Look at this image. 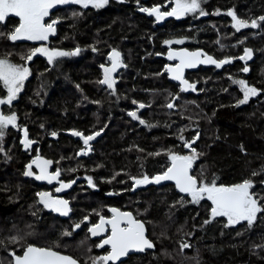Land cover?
<instances>
[{
  "label": "trees",
  "instance_id": "trees-1",
  "mask_svg": "<svg viewBox=\"0 0 264 264\" xmlns=\"http://www.w3.org/2000/svg\"><path fill=\"white\" fill-rule=\"evenodd\" d=\"M173 2L110 0L100 8H56L48 18L58 21L56 35L46 45L80 52L53 63L40 55L22 59L35 44L7 38L19 18L0 23V33H5L0 35V58L26 66L30 74L22 93L4 111L15 114L18 125L3 130L0 138V264H11L13 253L22 255L29 245L48 244L59 245L55 251L83 264L79 255L84 248L73 246L89 239L88 227L96 219L87 213L105 216L113 206L142 221L155 244L154 251L132 255L121 264H264V212L251 226H230L226 217H212L211 201L194 203L173 185L132 192L133 178L162 175L171 165V154L192 156L195 149L199 155L193 175L198 182L233 186L250 180L264 205V35L246 44L252 52L248 61L239 59L243 46L230 52L217 47L220 32L223 43L233 42L229 11L249 24L256 20L258 33L264 0H200L207 15L167 18L161 24L141 10L168 11ZM169 40L183 41L176 48L202 49L219 61H231L222 69L188 72V82L197 86L184 93L166 74ZM113 50L122 54L126 68L112 76L118 82L110 89L100 81ZM233 78L245 80L258 94L241 105L243 94L231 84ZM141 104L144 110L135 118L129 115ZM24 129L34 141L28 150L23 148ZM73 132L100 134L84 146ZM194 139L187 149L185 142ZM82 151L86 154L80 155ZM36 157L52 162L46 167L49 175L60 171L59 184H71L64 195L70 219H59L40 204L38 193L51 191L48 180L25 175ZM82 216H89L88 221ZM74 221L81 222L76 230Z\"/></svg>",
  "mask_w": 264,
  "mask_h": 264
},
{
  "label": "snow or ice",
  "instance_id": "snow-or-ice-1",
  "mask_svg": "<svg viewBox=\"0 0 264 264\" xmlns=\"http://www.w3.org/2000/svg\"><path fill=\"white\" fill-rule=\"evenodd\" d=\"M75 3L80 4L82 7L87 8L89 5L92 7L100 8L108 3V0H0V23L5 22L9 16L19 18L18 26L14 30L7 34V38L13 42L15 41H47L50 35H54L56 32L55 25L57 20L53 19L51 22H45L46 18L51 14V10L57 5ZM144 12L149 15H155L157 20L162 19L165 16H175L177 18L185 15L186 13L199 12L200 15H207L201 9L200 0H175V7L170 11L161 12L159 7H153L151 9L142 8ZM227 15L231 16L235 21L234 27L237 31L240 28L257 27V21L253 20L249 24L245 20H240L236 17V14L229 11ZM261 21H264V17H260ZM5 35V33H0ZM167 44L183 43V41H166ZM95 50V49H93ZM80 49L77 48L73 52L51 50L47 47H37L32 49L26 57H22L26 61H31L37 54L45 55L49 63H52L57 57H65L70 55L79 54ZM202 54L200 52L188 53L178 52L169 53L168 59H179L180 63L176 67H169L167 71L171 72L172 78L180 80L185 89L195 90V84H190L187 80L183 79V69L185 67H195L198 63H211L216 67H220L223 64L229 63L230 60L216 61L211 56H206L205 59H199ZM252 52L250 49H245V55L240 56V60L245 58H251ZM112 61L110 68H104V78L100 83L107 85L108 88H113L115 81L112 79V73L117 67H123L121 61V54L113 50L108 57ZM245 72L248 68L243 69ZM29 75V69L24 65H17L11 63L7 58H0V82H3L4 87L7 89V98L0 99V105H11L12 101L16 99L17 94L23 87V82ZM244 88V97L239 101L240 104H244L248 101L249 96H255L258 94L257 89L248 86L245 81H238ZM169 108L174 107L172 103L167 105ZM144 107L143 104L140 105ZM129 115L136 117V114L129 113ZM17 117L15 114L4 115L0 112V138L3 137V130L11 125L16 126ZM144 123L143 120L140 121ZM73 135L81 136L84 140V144L87 146L88 142L94 139L93 135L83 137L82 133L73 132ZM97 132L95 135H99ZM55 135V133H53ZM25 146L30 147L34 141L28 139L27 129H24ZM198 138V137H197ZM195 142V139L189 143L185 142L186 147L191 149V144ZM194 155H178L171 154L170 159L172 161L171 166L162 175L149 178L144 176L142 179L133 178L136 185L146 183H160L164 180L175 181V184L180 192L187 193L191 196L192 202L198 203L200 200L207 199L211 201L213 207L211 208V215L215 217H226L229 225H235L241 221H246L249 226L257 218V214L264 212V205L260 204V201L255 198V195L250 192L253 187V183L250 180H245L240 184L233 186H217L215 181L209 183L198 182L197 178L190 174L192 162L199 155L195 149H192ZM86 152H81L80 155H85ZM39 158L32 163L37 164L40 167L41 174L36 175L35 178L47 179L49 183L52 180L57 179L60 176V171L57 170L54 174L49 175L46 167H41V163L44 166L50 165L52 162L45 160L38 163ZM28 171L25 175L33 176L31 171L32 164L27 166ZM71 184H61L60 188L56 191H60L62 188L70 187ZM40 196V203L45 207L51 208L54 211L60 212L63 215H67L69 208L68 202L63 200H53L49 193H38ZM113 213L110 219L100 218V222L95 224L89 229L93 236L101 235L109 231L110 234L104 239L98 247L110 246V252L106 255L95 258L93 264H116L121 257L126 256L130 250L144 251L146 248L154 247L153 243L146 238L145 228L143 222L135 219L130 212H121L116 208L110 209ZM79 228L80 225L75 226ZM68 235L69 233H65ZM188 247V245H183ZM15 264H77V261L70 256L62 255L59 252L52 250L51 248L36 247L33 245L27 246L22 256H15Z\"/></svg>",
  "mask_w": 264,
  "mask_h": 264
},
{
  "label": "rangeland",
  "instance_id": "rangeland-1",
  "mask_svg": "<svg viewBox=\"0 0 264 264\" xmlns=\"http://www.w3.org/2000/svg\"><path fill=\"white\" fill-rule=\"evenodd\" d=\"M110 0H108V2H109ZM118 2H124V0H117ZM68 5H79V6H81L80 4H75V3H69V4H63V5H57L55 8H53L52 10H51V12L53 11V10H55L56 8H58V7H62V6H68ZM89 6H91V5H89ZM88 6V7H89ZM82 7V6H81ZM173 7H175V0H174V2H173V5H172V7H170V8H168V11H170ZM160 11L161 12H165V11H163L161 8H160ZM199 12H196V13H186L185 15H183V16H181V17H179V18H177V17H175V16H165V17H163L162 19H160V20H157L156 19V17H155V15H153L154 17H155V19H156V22L158 23V24H161V23H163L167 18H174V19H176V20H181V19H185V18H187V17H189V16H192V15H194V14H198ZM9 17H11V16H9ZM49 17H50V15H49ZM49 17H47L46 18V20H45V22L47 23V22H50L49 20H48V18ZM230 18V23H229V30H228V32H234L235 34H237V35H235V34H233V33H231V35H230V37L232 38V40H233V42L232 43H230V44H225V43H223V40H222V38H223V34L220 32V33H218V42H217V47L219 48V49H221V50H224V51H226V52H230V50L231 49H236V48H238V47H240V46H243V53H242V55L241 56H243V55H245V49H248V47L246 46V44L248 43V41H252V40H254V39H257V38H259L260 36H262V35H264V31H263V27H264V21H261V24H260V26L258 27V30H259V32L257 33L256 31H255V29L257 28V27H255V28H252V27H246V28H240V30L239 31H237V29H236V27H234V24H235V21L232 19V17L231 16H229ZM237 17V16H236ZM238 18V17H237ZM7 19V18H6ZM239 19V18H238ZM241 20V19H240ZM3 23V22H2ZM56 26H57V24L55 25V28H56ZM261 28V29H260ZM56 31H57V29H56ZM246 32V33H245ZM247 32H250L249 34L247 33ZM56 35V32H55V34L54 35H50L49 36V38L50 37H52V36H55ZM235 35V36H234ZM248 35V36H247ZM233 36V37H232ZM248 37V38H246V39H243V37ZM237 40H238V42H237ZM240 40V41H239ZM22 41H25V42H32L33 44H35V48H37V47H47L48 48V46L46 45V43L48 42V40L47 41H27V40H22ZM22 41H15V42H22ZM169 41H174V40H169ZM174 45H177L176 43H172V44H167L166 42H165V46L167 47V49H169V48H176V47H174ZM177 48H180V46L179 47H177ZM49 49H51V48H49ZM51 50H58V49H51ZM59 51H63V50H59ZM37 55H40V56H42V57H44V58H46L47 59V57L45 56V55H42V54H37ZM58 58H61V57H57V58H55L54 60H56V59H58ZM251 58H252V55H251ZM248 59L249 58H245V60L244 61H248ZM48 60V59H47ZM227 60H230L231 61V59H227ZM54 62V61H53ZM52 62V63H53ZM112 75V74H111ZM113 76V75H112ZM168 76V75H167ZM29 78H30V74L27 76V78L24 80V82H23V87H22V89H21V91L17 94V97H16V99H14L13 101H12V103H11V105H8V104H4V105H0V112H2L4 115H7V114H5V110L7 109V108H10L12 105H13V103L17 100V98H18V96H19V94L20 93H22V91L24 90V87H25V85L27 84V82H28V80H29ZM112 79L115 81V83H114V86H115V84L118 82V80L116 79V78H114V77H112ZM242 79H237V78H233V79H231V84L234 86V87H236V88H238L241 92H242V94H243V97H244V88L242 87V85L240 84V83H238V81H241ZM188 81H189V79H188ZM243 81H245V80H243ZM190 84H195V88H196V86H197V83H192V82H189ZM245 83L247 84V82L245 81ZM104 85V87H106V88H108L107 87V85H105V84H103ZM248 85V84H247ZM113 86V87H114ZM180 88V87H179ZM110 89H112V88H110ZM181 90V89H180ZM191 91H195V90H193V89H191ZM7 95H8V93H7V89L4 87V85H3V82H0V99H6L7 98ZM256 96V95H255ZM255 96H249V99H248V101L246 102V103H248L249 101H250V99L251 98H253V97H255ZM178 100V98L176 99V101ZM246 103H244V104H246ZM241 105H243V104H241ZM139 108H138V110H136V112H134V113H136L137 115H138V112H140V109H142V110H144L145 109V106L143 107V108H141L140 107V105L138 106ZM133 113V112H132ZM8 115H11V114H8ZM17 117V116H16ZM141 121V120H140ZM17 125H18V118H17V120H16V127H17ZM9 127H11V125H9V126H7L4 130H6V129H8ZM76 138H79L80 140H82V142H83V144H84V140H83V138L81 137V136H76V135H74ZM94 136V139H92V140H90L89 142H88V144H91L95 139H97L98 137H99V135H93ZM83 137H87V136H83ZM84 146H85V144H84ZM23 148H24V150H28V149H31L32 148V145L30 146V147H26L25 146V144L23 145ZM187 149H189L188 147H187ZM31 155H33V154H31ZM188 156V155H187ZM171 160V159H170ZM172 162V161H171ZM57 165V164H56ZM194 165H195V159L193 160V162H192V166L194 167ZM34 176V175H33ZM253 188V187H252ZM252 188L250 189V192L252 193V194H254L255 195V198L256 199H258L259 200V197L261 196H259V195H257L256 193H254V191L252 190ZM260 201V200H259ZM72 202H73V199H72ZM94 212H95V210H94ZM91 213V212H90ZM90 213H87L89 216H92L93 218H95L96 219V221L95 222H92V223H90V225H89V227L90 226H93V225H95L96 223H98L99 222V219L101 218V217H103L104 215H100V213H98L97 211H96V214H95V216L94 215H91ZM143 214L144 213H142L141 211H139L138 212V215L140 216V215H142L143 216ZM259 214V213H258ZM257 214V215H258ZM89 216H82V218H84V221H88V217ZM226 220H227V218H226ZM70 221V220H69ZM57 223H58V221H56ZM228 222V221H227ZM243 222H246V221H241L240 223H243ZM79 223V222H78ZM60 224V223H59ZM73 225H77L76 223H75V221L73 222ZM79 225H81V222L79 223ZM229 225V224H228ZM231 226V225H230ZM88 227V228H89ZM50 230V229H49ZM48 230V231H49ZM88 242L86 241V242H79V243H76V245H74L73 247H75L78 251H80V249H83L81 252H80V255H79V259L80 260H82L83 261V264H93V262H94V260H95V258H97V257H100V256H102V255H105L104 254V252H103V250L101 249V247H98V242H96V241H93V240H91L92 238H91V236H90V233H88ZM91 241H93V243L91 242ZM47 247H49V248H51V249H54V247H56V248H59V245H57V244H48V246ZM61 247H63V246H61ZM70 247V246H69ZM59 249H61V248H59ZM75 249V250H76ZM13 263V260L11 261V264ZM101 264H103V262H101Z\"/></svg>",
  "mask_w": 264,
  "mask_h": 264
},
{
  "label": "water",
  "instance_id": "water-1",
  "mask_svg": "<svg viewBox=\"0 0 264 264\" xmlns=\"http://www.w3.org/2000/svg\"><path fill=\"white\" fill-rule=\"evenodd\" d=\"M188 52V53H194V52H200L202 54H205V55H202L201 57H199V59H205L206 56H211L214 60L216 61H219L217 60L214 56L212 55H209L208 53H206L204 50L202 49H197V50H189L187 48H184V47H180V48H169L164 56V60L167 62V67H166V74L168 75L169 77V80L178 85L180 87V89L182 90V92L184 93H187L188 91H190V88L189 89H185V85H183L181 83L180 80H177V79H173L172 78V73L167 71V68L169 67H176L180 61L179 59H173V60H169L168 59V55L169 53H178V52ZM119 52V51H118ZM112 53V51H111ZM111 53L109 54V56L111 55ZM120 53V52H119ZM121 54V53H120ZM121 61L123 63V67H117V69L113 72V76H116L117 74H119L121 71H123L125 68H126V65L124 64V61H123V57H122V54H121ZM229 63H226V64H223L222 66L220 67H216L215 64H211V63H198L195 67H185L183 69V79L184 80H187L186 78V75L188 72H195V71H198L200 69H222L223 67L227 66ZM112 66V61H111V64H110V67ZM188 81V80H187ZM23 134H24V130H23ZM91 146H88V149L90 150ZM37 158H39V161H43L41 157H36L34 160H37ZM172 163V162H171ZM171 166V165H170ZM169 166V167H170ZM167 171V170H166ZM165 171V172H166ZM190 174L193 175V166L191 167L190 169ZM194 176V175H193ZM158 184H164V185H173L175 186L176 190L178 191V193H180L181 195L183 196H190L189 194L187 193H182L179 191V189L177 188L176 184H175V181H171V180H164V181H161L160 183H146V184H141V185H135L132 192H135L136 190H138L140 187H148V186H153V185H158ZM66 188L62 189V190H65ZM46 193H49L50 197L53 199V200H63L65 201L63 198H59V197H52V194L50 192H46ZM41 199V198H40ZM68 208H69V211H68V214L67 215H63L61 214L60 212H57V211H54L50 208V211L53 212L55 215H59V216H62L63 218H67L69 217L70 215V207H69V204H68ZM122 212V211H121ZM112 213V212H111ZM131 213V212H130ZM113 215V213H112ZM133 215V214H132ZM133 217L135 218V216L133 215ZM136 219V218H135ZM140 221V220H139ZM142 222V221H141ZM144 224V223H143ZM92 228V227H91ZM144 228H145V236L147 239H149L148 235H147V230H146V227H145V224H144ZM110 230V229H109ZM91 233V232H90ZM107 232L101 234V235H97V236H93L92 234V238L93 239H100L102 238L103 236H105ZM106 239V238H105ZM150 240V239H149ZM151 241V240H150ZM152 242V241H151ZM153 243V242H152ZM154 247L152 248H146L144 251H136V250H130L128 252V254L126 256H123L120 258L119 261L116 262V264H121L122 262L126 261L127 258L131 255H141V254H145L146 252L148 251H154L155 250V244L153 243ZM34 246V245H33ZM107 246L109 249H110V246L109 245H105ZM104 246V247H105ZM37 247V246H36ZM26 250V249H25ZM53 250V249H52ZM111 250V249H110ZM55 251V250H54ZM58 252V251H56ZM24 253V252H23ZM60 254L62 255H66V256H70V255H67V254H64V253H61L59 252ZM23 255V254H22ZM22 255H15V256H22ZM72 257V256H70ZM73 258V257H72ZM75 259V258H73ZM77 261V264H81L77 259H75ZM111 263V262H109ZM12 264H15V257L13 256V263Z\"/></svg>",
  "mask_w": 264,
  "mask_h": 264
},
{
  "label": "flooded vegetation",
  "instance_id": "flooded-vegetation-1",
  "mask_svg": "<svg viewBox=\"0 0 264 264\" xmlns=\"http://www.w3.org/2000/svg\"><path fill=\"white\" fill-rule=\"evenodd\" d=\"M110 68V67H109ZM112 75H113V73H112ZM40 162H42V161H38V163H40ZM32 164V169H31V171L34 173V176H31V177H35L36 175L35 174H38V175H40L41 174V171H40V167H38L37 166V164H33V163H31ZM49 165H47V166H44L42 163H41V167H48ZM26 171H28V170H26ZM46 185H47V187L48 188H51V191H50V193L52 194V197H59V198H63L65 201H68V200H66V198H65V194H66V191H67V189H65V190H62V189H64V188H62L60 191H56V189L57 188H60L61 187V184H59L58 182H57V180L55 179L53 182H51V183H49V182H46ZM141 188V187H140ZM48 192V191H47ZM38 200H39V202H40V196L38 195ZM43 207H45L42 203H40ZM70 207V206H69ZM46 208V207H45ZM112 208H116V209H118V210H120V211H122V212H128V211H123V210H121L120 208H117V207H109V209H108V213L105 215V216H103L105 219H110L111 217H112V213H111V211H110V209H112ZM49 210H50V208H48ZM53 213V212H52ZM54 214V213H53ZM70 215V214H69ZM72 215V214H71ZM134 215V214H133ZM54 216H57L59 219H70V216L69 217H67V218H63L62 216H59V215H55L54 214ZM135 216V215H134ZM136 218V217H135ZM137 219V218H136ZM138 220V219H137ZM99 222H100V219H99ZM98 222V223H99ZM97 224V223H96ZM94 226V225H93ZM93 226H90L89 228H88V232L90 233V231H89V229L91 228V227H93ZM106 227H109V229H110V226H106ZM76 229H78V228H76L75 227V230ZM110 234V230L105 234V236H103L102 238H100V239H93L92 238V235H91V233H90V236H91V238L94 240V241H96V242H98V244H100L105 238H107V236ZM102 250H103V252H104V254L106 255V254H108L109 252H110V249L107 247V246H105V247H102L101 248ZM54 250V249H53ZM68 255V254H67ZM132 256V255H131ZM130 257V256H129ZM74 258V257H73ZM109 264H111V263H109Z\"/></svg>",
  "mask_w": 264,
  "mask_h": 264
}]
</instances>
